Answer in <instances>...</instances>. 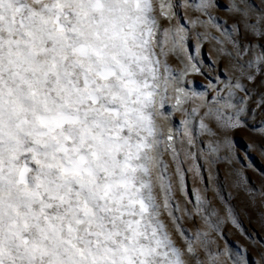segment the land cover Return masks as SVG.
Here are the masks:
<instances>
[{
  "label": "snow or ice",
  "instance_id": "1",
  "mask_svg": "<svg viewBox=\"0 0 264 264\" xmlns=\"http://www.w3.org/2000/svg\"><path fill=\"white\" fill-rule=\"evenodd\" d=\"M253 156L264 0H0V264H264Z\"/></svg>",
  "mask_w": 264,
  "mask_h": 264
},
{
  "label": "rangeland",
  "instance_id": "2",
  "mask_svg": "<svg viewBox=\"0 0 264 264\" xmlns=\"http://www.w3.org/2000/svg\"><path fill=\"white\" fill-rule=\"evenodd\" d=\"M205 51H207V48H205ZM212 55H213V58H215V54L213 53ZM173 66H174V67H179V64L176 63V62H174V63H173ZM221 66H222V64H221ZM193 79L196 80V81H197L198 83H200V84H203V83H206V82H207V80H206L204 77H199V76H197V77H193ZM193 86H195V85H193ZM250 86H251V85H250ZM199 90H202V89H199ZM252 106H255L254 103L252 104ZM246 136H249V137H253V138H255V137H254V134L251 133V132L237 133V135H236V139H237L238 143L241 144V145H243V144L245 143V139H244V138H245ZM252 159H253V162L255 163V165H256L258 168H259V167H264V164H262L261 161H260L257 157L253 156ZM249 175L252 176L253 179H256V177H255L254 174L249 173ZM257 184H259V181H258V180H257ZM240 199H246V196H245V194H244L243 192H239V193L237 194V201H239ZM258 200H259V197H258ZM191 226H192V225L189 223V224H188V227H191ZM246 226H247V227H250V228H253V230H257V228H258L257 225L249 224V223H247V221H246ZM234 238H237V237H234Z\"/></svg>",
  "mask_w": 264,
  "mask_h": 264
}]
</instances>
